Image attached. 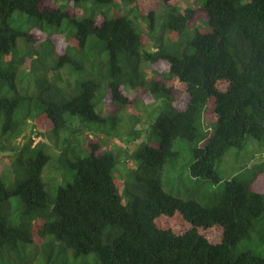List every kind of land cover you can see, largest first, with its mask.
I'll use <instances>...</instances> for the list:
<instances>
[{"label": "trees", "instance_id": "trees-1", "mask_svg": "<svg viewBox=\"0 0 264 264\" xmlns=\"http://www.w3.org/2000/svg\"><path fill=\"white\" fill-rule=\"evenodd\" d=\"M180 2L0 0V264H264V167L211 203L163 182L178 137L214 183L229 149L264 139V0H205L199 24Z\"/></svg>", "mask_w": 264, "mask_h": 264}, {"label": "rangeland", "instance_id": "rangeland-1", "mask_svg": "<svg viewBox=\"0 0 264 264\" xmlns=\"http://www.w3.org/2000/svg\"><path fill=\"white\" fill-rule=\"evenodd\" d=\"M205 0H181L180 5L185 8L187 5L196 7L199 9L201 5L204 3ZM202 8V7H201ZM200 8V12L198 13V19H196V23H202L200 20V17H204V12H202V9ZM118 10V6L111 7L109 15L114 14V12ZM122 11L125 10V8H121ZM77 13L81 16L84 13V10L82 8L77 9ZM141 19V24L144 28L148 27L147 22ZM25 65L27 67L30 66V60L27 59L25 62ZM174 83V82H171ZM144 90H139V93H144ZM152 106V105H151ZM126 113H132V112H138V111H144L143 105L133 106L129 105L127 108ZM120 112V108L118 105L113 101L110 100L104 104L103 107V113L106 115H114ZM42 119L41 121H45V116H40ZM43 129L45 131H48L51 128V125H43ZM90 131V130H86ZM89 136H92L95 139H98V137L102 136L101 131L92 132ZM21 138H15L14 143L19 144L21 142ZM23 141V140H22ZM51 141V139H49ZM107 144L109 146H120L122 148L128 147H135V143L128 142L126 140L120 139L118 137L112 138V136L106 138ZM89 142V141H88ZM86 141V144L88 143ZM195 142H192L184 137H178L174 141V149L178 152V154L173 157L169 161L168 164L164 167L163 170V182L165 189L182 198L188 199L193 198L197 199L198 201H201L203 203H211L213 200L208 199V196L211 194H215V191H221L225 185L227 180L231 179L232 177H236L239 181H247L251 176H253L255 173L259 172L264 167V139L258 140L253 136H247L245 146L241 150H238L236 148H231L227 151V153L216 162V170L221 176V181L218 183H214L211 180L198 178L192 175L190 171V163L193 160V152L192 148ZM57 151V150H55ZM116 152V151H115ZM12 153V150L7 149L0 153V172L4 170L5 166L8 165V159L7 157L10 156ZM124 167V165H123ZM115 174L118 175L116 177L117 180L121 178V172H120V164L118 167L115 168ZM57 179V177H55ZM71 180V178H70ZM64 184L67 183V181L63 182ZM123 182L120 183V190L123 188ZM59 185L58 183H54V188L50 187L49 189L52 192H55V189ZM12 202L14 203V215H17L21 210H23V204L20 202L19 197L14 196L12 197ZM39 228V225L37 226ZM43 237H41V234L38 232L35 236L36 244H34L35 248H41V245H43ZM248 242H242L239 245V249H245L248 248ZM38 255V254H37ZM85 257H95L93 253L89 254L88 256H80V258ZM36 260V256L31 257V261ZM33 264H36L33 263Z\"/></svg>", "mask_w": 264, "mask_h": 264}, {"label": "clouds", "instance_id": "clouds-1", "mask_svg": "<svg viewBox=\"0 0 264 264\" xmlns=\"http://www.w3.org/2000/svg\"><path fill=\"white\" fill-rule=\"evenodd\" d=\"M60 1H64V2H66V0H60ZM116 1L119 2V5H118V11H120V12H122V13H125V12L129 11V9H128L127 6H124L123 4H121V0H116ZM201 7H203V4L201 5ZM121 8H125V10L122 11ZM77 9H79V8H77ZM77 9H76V12H77ZM77 15L80 16L78 13H77ZM82 15H83V14H82ZM82 15H81V16H82ZM65 34H66V33H65ZM51 127H53V126H51ZM27 131H28V130H27ZM49 134H50V136L47 137V138H46V136H44L43 134H34V135H35V137H34V142L36 143V142H38V141H40V140H44V139H46L47 141H49V139L54 138V136L52 135L51 132H49ZM4 170H5V168H4ZM41 242H43V241H41ZM44 242H45V240H44ZM44 242H43V243H44ZM35 244H36V243H35Z\"/></svg>", "mask_w": 264, "mask_h": 264}]
</instances>
